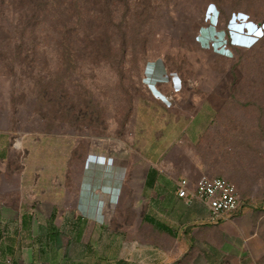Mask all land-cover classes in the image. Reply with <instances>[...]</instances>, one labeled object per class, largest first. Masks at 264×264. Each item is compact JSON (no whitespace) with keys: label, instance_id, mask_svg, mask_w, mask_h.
Masks as SVG:
<instances>
[{"label":"rangeland","instance_id":"374dc122","mask_svg":"<svg viewBox=\"0 0 264 264\" xmlns=\"http://www.w3.org/2000/svg\"><path fill=\"white\" fill-rule=\"evenodd\" d=\"M65 8L36 36H19L18 6L0 0V147L13 149L3 160L27 168L31 189L65 194L77 188L76 165L141 157L153 113H170L156 103L152 75L170 79L164 99L184 118L205 101L221 105L199 149H214L215 132L231 124L247 145H261L264 0H73ZM261 226L264 239V218Z\"/></svg>","mask_w":264,"mask_h":264},{"label":"crops","instance_id":"0c3cea01","mask_svg":"<svg viewBox=\"0 0 264 264\" xmlns=\"http://www.w3.org/2000/svg\"><path fill=\"white\" fill-rule=\"evenodd\" d=\"M151 77L156 103L170 113H153L141 157L76 165L75 191L31 189L27 168L3 160L13 149L0 147V264H257L264 256V139L247 145L231 124L215 132L214 149H199L220 104L205 101L184 118L164 99L170 79ZM208 171L234 183L241 199L218 221L177 193L181 178Z\"/></svg>","mask_w":264,"mask_h":264},{"label":"built area","instance_id":"2783aa9c","mask_svg":"<svg viewBox=\"0 0 264 264\" xmlns=\"http://www.w3.org/2000/svg\"><path fill=\"white\" fill-rule=\"evenodd\" d=\"M166 98L169 99L170 95H166ZM177 193L179 197L189 201L200 200L205 203L215 221L223 219L241 205L236 185L213 171L203 173L195 181L186 177L181 178Z\"/></svg>","mask_w":264,"mask_h":264},{"label":"trees","instance_id":"16d2710c","mask_svg":"<svg viewBox=\"0 0 264 264\" xmlns=\"http://www.w3.org/2000/svg\"><path fill=\"white\" fill-rule=\"evenodd\" d=\"M14 6H18L19 18L13 32L19 36H36L39 34V27L44 19L54 21L57 19L56 11L59 5H67L66 12H69L73 0H9ZM55 11V13H53ZM56 16V18H55Z\"/></svg>","mask_w":264,"mask_h":264}]
</instances>
